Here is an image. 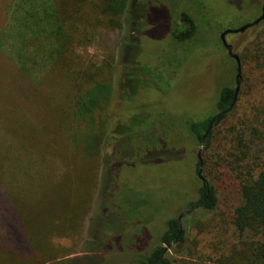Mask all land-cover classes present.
<instances>
[{
	"label": "rangeland",
	"instance_id": "1",
	"mask_svg": "<svg viewBox=\"0 0 264 264\" xmlns=\"http://www.w3.org/2000/svg\"><path fill=\"white\" fill-rule=\"evenodd\" d=\"M262 1L135 0L119 18L121 30L110 23L92 31L90 25L107 24L109 18H101V8L91 0H0V36L6 48L0 49V178L20 205L34 248H42L38 264H133L156 245L164 219L177 216L187 200L198 198L201 184L193 169L199 144L189 148L185 143L190 141L175 130L182 132L186 115L217 114L220 88L234 86L219 34L255 19L258 13L250 5ZM64 3L77 6V15L63 18L62 28L64 33L77 31L73 40L80 45L75 53L90 76L79 95L99 86L109 90L94 95L97 103L89 117H78L71 127L66 66L61 56L50 53L49 44L41 51L43 34L50 32L49 9L52 5L59 15ZM183 11L198 23L196 40L184 46L185 54L170 38L176 26H184L174 18ZM135 18L138 29L132 34ZM84 29L92 33L87 43L81 40ZM256 31L252 27L227 37L234 53H241ZM26 47L35 61V53H46L36 82L10 59L11 54L20 63L18 56ZM168 60L169 66H161ZM161 112L171 119L165 125L169 136L165 132L162 141L157 136L162 126L154 121ZM233 121L230 116L225 126ZM95 150L104 160L101 179L91 189L81 183L88 175L82 157ZM87 159L95 170L98 162ZM209 174L219 203L215 215H205L190 228L201 242L204 225L221 226L231 203L237 202L227 180ZM194 239L186 247L194 246ZM167 250L176 259L173 264L216 263L197 257L201 249L175 253L180 251L176 242Z\"/></svg>",
	"mask_w": 264,
	"mask_h": 264
},
{
	"label": "trees",
	"instance_id": "2",
	"mask_svg": "<svg viewBox=\"0 0 264 264\" xmlns=\"http://www.w3.org/2000/svg\"><path fill=\"white\" fill-rule=\"evenodd\" d=\"M134 1L91 0V2L98 4L102 10L98 15L101 18H109V23L103 24L100 22L95 26L90 25L91 28L90 26L89 28L93 31L96 27L112 23L114 27H120L121 30L122 24L119 25V18H123L128 14V9ZM198 3L195 5L198 6ZM63 5L65 7L67 3ZM76 7L67 5L66 9L59 12L58 15L56 9L53 10L51 5L49 18H52V20L48 26L50 32L47 30L44 32L43 36L46 38L42 39L41 45L42 51L45 45L49 44L50 53L61 56L62 62L66 66V77L70 81L71 92L67 106H69L68 112L72 116L67 127L73 126L78 117L82 119H86V116L89 117L91 107L95 106L94 103H97L93 100L94 95L109 91L108 87L99 86L93 89L92 93L88 94L87 92L84 94L83 92L85 96L83 94L79 95L90 76L83 71L84 66L81 58L75 53L79 50L80 45L78 41L74 42L73 40L75 35L78 34L77 31L63 32L65 25L63 18H71L77 15ZM67 9H69V12H66ZM250 9H256V14H258L255 15H259L260 6L251 4ZM174 18H180L179 21L184 26H176L171 32V43H176L178 51L184 48L185 54L187 48L184 46L196 40L198 23L184 11ZM134 22H136V18L132 21L133 25ZM253 28L257 30L254 40L249 41L241 53H237L241 68V76L238 80L239 90L235 93V83L234 86L222 85L215 101L217 112L221 113L214 119L211 128L208 130L214 115H208L207 117L186 115L183 119L185 125L182 129L184 131L181 129L182 132H179L174 129L179 137L187 138L190 141V143H185L188 144L189 148L191 145L199 144L204 137L201 159L202 176L205 178L206 183L203 186L200 185L199 188L202 203L185 219L189 220L186 227L185 225L179 227L175 215L165 218L164 228L156 245L140 257H136L133 264H173L176 259L171 257L169 250H167V248L170 249L173 241H176L177 246L180 247V251L176 250L175 253L190 249L196 254V250L201 249L202 252L197 257L204 256L209 260H214L216 263L213 264H264V20ZM136 29H138L137 26H132L130 33L134 34ZM91 35L92 33L86 31L83 38H80L82 42L87 43ZM121 42H123V39H121ZM220 46L221 43H219V49L221 50L223 46ZM0 49H6L1 36ZM28 50L26 47L25 52L18 56L20 63H16L11 54L10 59L15 62L19 70L27 73V76L31 72L32 80L36 82L37 75L35 73L39 72L42 64L40 61L46 57V53H35L39 59L35 61L27 55ZM222 50L224 60L230 61L232 74H235L237 70L235 61L226 54L224 48ZM164 54L162 53V57L166 55ZM168 64L169 60L167 65L163 61L161 66L166 68L169 66ZM176 65L179 66L178 60ZM35 67H37L36 70ZM152 67L146 69L150 70ZM78 99L82 103V108L77 104L79 101L75 102ZM231 104L232 107L228 110ZM230 116H233L234 121L230 124V127H227L225 122ZM168 118L171 121L169 116L161 112L160 116L154 119L155 122H159V126H162L161 131L157 133L161 141L164 133L167 134L166 130L169 128V126L165 127L169 123ZM145 119L148 120V117L145 116ZM141 131L142 129H139L137 134ZM65 135L68 136V132ZM166 136H169V134ZM67 150H70V148ZM96 150L94 154L90 156L83 155L82 157V167L88 175L82 177L81 183L83 186L88 184L91 189L93 187L95 189L99 178L101 179L104 160V157L100 154L95 155ZM64 153L65 151L62 152L61 156ZM89 157L95 158L98 162L94 166L95 170L87 159ZM195 161V167L197 166L198 170V162ZM88 171H93L92 175ZM209 172L213 173L218 179L227 180V186L233 192V197L237 202L231 203L228 211L229 217L222 222L221 226L215 224L214 226L212 224L204 225L203 231H206V236L201 242L194 239L190 228L195 223V226H197L205 215L212 213L215 215L219 203L218 188ZM28 211L33 214V210L28 209ZM193 232L195 233L194 236H197V230ZM29 234V226L23 220L18 201L8 191L6 183H3L0 178V260H3L4 264H38L35 259H40L39 253L42 248H34L33 245L36 242L34 240H32L33 242L30 241ZM190 238L196 240L195 242L191 241L194 246L186 247V243Z\"/></svg>",
	"mask_w": 264,
	"mask_h": 264
},
{
	"label": "water",
	"instance_id": "3",
	"mask_svg": "<svg viewBox=\"0 0 264 264\" xmlns=\"http://www.w3.org/2000/svg\"><path fill=\"white\" fill-rule=\"evenodd\" d=\"M264 20V1H263V4H262V7H261V12L260 14L255 18L253 19L251 22H248L238 28H235V29H226L225 31H223L221 34H220V38L222 40V43H223V46L224 48L227 50L228 52V55L234 59L235 63H236V69H237V72H236V76H235V81H236V86H235V93L238 92L239 90V79H240V76H241V68H240V61H239V58H238V55L236 53H234L232 51V46L230 44H227L226 40H225V36L227 35H231V34H238V33H242L244 32L245 30L249 29V28H252L254 27L255 25L259 24L261 21ZM235 100V98H234ZM233 100V102H234ZM232 102V104H233ZM232 104L229 106L228 110L231 109L232 107ZM219 116L216 115L212 118L211 120V123L214 122V119ZM211 128V124L208 128V130ZM204 137L201 139V142H200V147H199V150H198V153H197V157H198V176L202 179V159H201V151L203 150V147H204ZM204 180V179H202Z\"/></svg>",
	"mask_w": 264,
	"mask_h": 264
},
{
	"label": "flooded vegetation",
	"instance_id": "4",
	"mask_svg": "<svg viewBox=\"0 0 264 264\" xmlns=\"http://www.w3.org/2000/svg\"><path fill=\"white\" fill-rule=\"evenodd\" d=\"M264 1V0H263ZM263 1H262V3L260 4V12H261V7H262V4H263ZM260 14V13H259ZM224 31V30H223ZM223 31H221L220 32V34L223 32ZM220 34H219V36H220ZM227 37H228V35L227 36H225V40H226V42H227V44H229L228 43V41H227ZM220 38V37H219ZM220 42H221V44H222V46H223V43H222V40H221V38H220ZM231 45V44H230ZM232 46V45H231ZM223 48H224V46H223ZM225 49V48H224ZM225 51H226V54L228 55V52H227V50L225 49ZM232 51H233V47H232ZM234 52V51H233ZM229 56V55H228ZM230 57V56H229ZM231 58V57H230ZM231 59H233V58H231ZM234 60V59H233ZM236 64V63H235ZM236 72H237V70H236ZM235 76H236V73L234 74V83H235V86H236V81H235ZM218 111V110H217ZM219 113H221V112H217V114L216 115H218ZM216 115H214V116H216ZM213 116V117H214ZM210 124L212 125L213 123H211V121H210ZM201 142V141H200ZM200 142H199V147H200ZM198 153V152H197ZM197 153H196V160H197V162H199L198 161V157H197ZM197 167V166H196ZM194 168L193 169V172H194V174H193V177L197 180H199L200 181V184H201V186H203V185H205V183H206V180H205V178L204 177H202V179H204V180H202L199 176H198V170H197V168ZM197 199L195 200V201H188V202H186V203H184V204H186L185 206H184V204H183V208H182V210H181V212L177 215V223H178V225H179V227L181 228L182 227V221L183 220H185L186 218H188L189 216H190V214L192 213V211H194V209L197 207V206H199L201 203H202V199H200L201 198V196H200V193H199V189H198V195H197ZM174 242H176V241H173L172 242V244L174 243Z\"/></svg>",
	"mask_w": 264,
	"mask_h": 264
}]
</instances>
